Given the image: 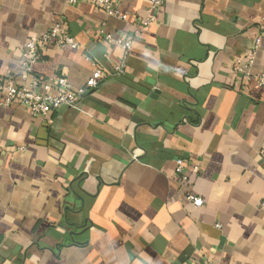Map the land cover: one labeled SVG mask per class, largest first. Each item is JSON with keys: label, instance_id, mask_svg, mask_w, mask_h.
Returning <instances> with one entry per match:
<instances>
[{"label": "crops", "instance_id": "1", "mask_svg": "<svg viewBox=\"0 0 264 264\" xmlns=\"http://www.w3.org/2000/svg\"><path fill=\"white\" fill-rule=\"evenodd\" d=\"M115 1L151 15L148 0ZM153 14L124 73L76 106L0 105V264H264V0H164ZM59 17L78 47L48 46L24 74V43ZM103 30L132 33L85 0H0V79L80 88L124 56Z\"/></svg>", "mask_w": 264, "mask_h": 264}, {"label": "built area", "instance_id": "2", "mask_svg": "<svg viewBox=\"0 0 264 264\" xmlns=\"http://www.w3.org/2000/svg\"><path fill=\"white\" fill-rule=\"evenodd\" d=\"M69 1L71 3L77 2V0ZM85 1L101 9L107 16L115 17L122 21H129L132 27L131 34L122 32L119 35H114L104 30L101 31L102 40L104 42L109 45L117 46L123 51L124 56L120 62L113 65L111 72L104 70V68L99 66L96 62L93 72L80 88L70 87L64 77H58L55 81L51 82L34 79L28 87L18 86L10 78L0 79V105L11 106L14 103H18L33 116H46L62 106H76L80 97L87 90L94 89L108 76L121 75L124 73L126 56L131 50L133 39L154 22L155 17L153 12L163 4L164 0H148V9L151 15L142 18H133L131 20L128 14L121 10L119 4L115 0ZM259 42L260 39H256L253 48H251L252 52L255 51ZM48 46L78 47L76 40L68 31L66 21L61 17L57 18L40 35L29 37L24 43V59L22 63L24 74H28L31 64L40 58L41 51ZM251 59L252 53L248 59V63L251 62ZM245 74L246 78H251L249 77V73L246 72ZM258 82L260 85L264 84V75L258 77ZM53 86L57 89L55 93L51 92ZM260 159L264 162V148L260 152ZM198 171L199 168L197 166L191 167V173L197 174ZM175 172L180 184L185 185L189 182L190 179L186 171L184 159L178 158L176 160ZM186 199L196 207H200L203 204L202 197L190 192L186 194Z\"/></svg>", "mask_w": 264, "mask_h": 264}]
</instances>
